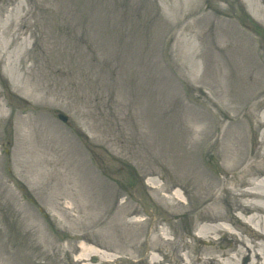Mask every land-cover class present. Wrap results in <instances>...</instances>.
Returning <instances> with one entry per match:
<instances>
[{
    "label": "rangeland",
    "instance_id": "obj_1",
    "mask_svg": "<svg viewBox=\"0 0 264 264\" xmlns=\"http://www.w3.org/2000/svg\"><path fill=\"white\" fill-rule=\"evenodd\" d=\"M262 87L264 24L242 0H0V264H181L203 216L181 155L220 179L228 146L260 161Z\"/></svg>",
    "mask_w": 264,
    "mask_h": 264
},
{
    "label": "bare ground",
    "instance_id": "obj_2",
    "mask_svg": "<svg viewBox=\"0 0 264 264\" xmlns=\"http://www.w3.org/2000/svg\"><path fill=\"white\" fill-rule=\"evenodd\" d=\"M242 1L248 13L255 20L264 24V0ZM186 12L190 13L193 11L187 10ZM187 15L183 13V18L187 17ZM202 19V17L196 18L194 26L196 27ZM230 19L232 18H228L227 21ZM224 23L230 24L226 21ZM219 24L223 23L220 22ZM186 29L190 34V42L196 43L199 39V32L193 31L191 26H186ZM222 29L220 25L216 26L215 33L219 30L223 33L224 30ZM1 35L10 40V45H16L24 34L16 30L1 33ZM246 39L249 40L248 35ZM246 39L231 42V45L243 43L247 47L249 41ZM26 43L27 40H22L21 45L24 48L20 49V51L26 48ZM219 46L223 48L226 44L223 47ZM263 92L264 87L258 90V93ZM219 136L214 140L213 147L218 142ZM191 150L195 152L194 149ZM223 152L226 160V175L221 179L213 174L210 175L208 172L205 174L204 171L206 170L199 166H195L197 168L195 169L193 165L196 162L193 159L189 162L190 168L188 170L185 165L186 156L181 155L179 160L178 171L182 174L179 178L181 180L179 189L184 188L185 183L183 180L187 178V173L191 172V184L194 187L197 186L201 191L199 204L203 212L202 218L198 220L200 223L196 235L192 236V241L186 242L182 246L184 251L179 255L181 264H206L208 262L211 264H264V149H262L260 156L262 159L258 162L241 160L239 158L240 151L235 146L230 148L228 146ZM64 182L72 185L77 183L75 179H66ZM76 188L77 186L71 187L68 192L66 191L67 197L80 198L82 208L87 210L88 204L84 202L85 199ZM173 196L178 203H182V192L176 190ZM66 209L71 210L69 204ZM98 215L99 213L91 217L93 223L98 221ZM76 218L79 217L72 216V221H76ZM221 234L224 236L226 243L229 244V247L219 243L218 237ZM157 240L158 243L149 242L148 251L161 253L159 243L161 241L165 243L168 240L167 231L164 227L158 232ZM201 241H209L212 244H216L217 247L201 249L200 254L192 260L189 254L194 249V245ZM89 251L93 255H98L96 250L91 249ZM239 260L241 263H239ZM245 260L247 261L246 263H244ZM146 264H160V262L157 260V256L151 255Z\"/></svg>",
    "mask_w": 264,
    "mask_h": 264
},
{
    "label": "water",
    "instance_id": "obj_3",
    "mask_svg": "<svg viewBox=\"0 0 264 264\" xmlns=\"http://www.w3.org/2000/svg\"><path fill=\"white\" fill-rule=\"evenodd\" d=\"M58 118H59L61 121H63V122H66V121H67L66 116H64V115H62V114H59V115H58ZM91 262H93V263L96 262V259H95V258H92Z\"/></svg>",
    "mask_w": 264,
    "mask_h": 264
}]
</instances>
